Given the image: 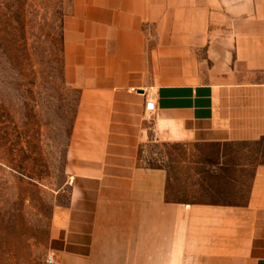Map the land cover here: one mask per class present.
Wrapping results in <instances>:
<instances>
[{
  "label": "crops",
  "instance_id": "obj_1",
  "mask_svg": "<svg viewBox=\"0 0 264 264\" xmlns=\"http://www.w3.org/2000/svg\"><path fill=\"white\" fill-rule=\"evenodd\" d=\"M62 40L78 99L48 264H264L263 161L239 201L176 200L141 158L264 135V0H70Z\"/></svg>",
  "mask_w": 264,
  "mask_h": 264
},
{
  "label": "rangeland",
  "instance_id": "obj_2",
  "mask_svg": "<svg viewBox=\"0 0 264 264\" xmlns=\"http://www.w3.org/2000/svg\"><path fill=\"white\" fill-rule=\"evenodd\" d=\"M70 0H0V264H46L55 204L68 198L67 150L78 90L64 78L62 19ZM169 171L166 196L239 201L264 135L221 145L150 142Z\"/></svg>",
  "mask_w": 264,
  "mask_h": 264
},
{
  "label": "built area",
  "instance_id": "obj_3",
  "mask_svg": "<svg viewBox=\"0 0 264 264\" xmlns=\"http://www.w3.org/2000/svg\"><path fill=\"white\" fill-rule=\"evenodd\" d=\"M153 111H154V100H153L152 96H147V97H145L144 107H143L144 118L145 119H151ZM45 262H46V264L52 262L51 255H47L45 257Z\"/></svg>",
  "mask_w": 264,
  "mask_h": 264
}]
</instances>
